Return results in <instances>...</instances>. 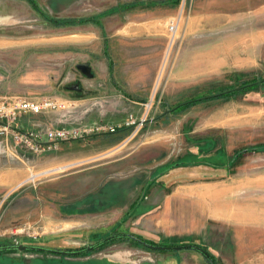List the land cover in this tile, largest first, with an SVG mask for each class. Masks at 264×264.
Returning <instances> with one entry per match:
<instances>
[{"label": "rangeland", "instance_id": "rangeland-1", "mask_svg": "<svg viewBox=\"0 0 264 264\" xmlns=\"http://www.w3.org/2000/svg\"><path fill=\"white\" fill-rule=\"evenodd\" d=\"M67 1L0 0V99L48 97L67 105L28 116L30 124H43L33 131L123 126L42 153L18 145L11 132L0 135V247L77 251L128 234L160 246L196 245L216 264H264V83L157 120L196 97L182 94L190 86L169 80L173 70H195L198 85L211 80L215 88L264 80V7L228 15L223 0H180L169 25L181 12L182 19L166 58L168 33L156 104L126 111V120L112 124L116 112L94 104L100 94L79 92L96 91V82L78 65L94 62L100 45L91 39L99 29L91 24L113 0L61 4ZM65 20L73 22L61 25ZM84 99L91 102L85 106ZM101 115L105 121L93 123ZM88 119L92 124L81 125ZM24 121L18 124L27 132ZM16 149L24 157L11 155ZM31 176L37 178L24 183ZM0 264L209 263L193 250L158 252L114 239L69 258L0 248Z\"/></svg>", "mask_w": 264, "mask_h": 264}, {"label": "crops", "instance_id": "crops-1", "mask_svg": "<svg viewBox=\"0 0 264 264\" xmlns=\"http://www.w3.org/2000/svg\"><path fill=\"white\" fill-rule=\"evenodd\" d=\"M75 1L68 0L61 4L69 5ZM111 3H113L111 7L98 14L91 24L99 29V32L93 34L91 42L99 44L100 48L95 50L94 62L86 64L91 69V76L84 77L96 82L93 86L96 91H90L84 86L78 90L86 96L100 94L99 98H95L97 100L94 104L99 106L98 109L107 107L115 111L108 122L120 124L118 122H123L127 118L126 111L143 110L150 107L149 104L152 106L156 104L153 97L164 73L163 69L159 73V69L168 45L169 22L178 15L180 0H113ZM223 3L222 13L228 15L262 12L264 7L262 0H252L249 9L247 5L250 2L246 0H223ZM87 38L84 36V40ZM232 50V47L228 48L227 55ZM228 60L225 59L223 63H227ZM169 80L190 86L182 92L185 95L197 94L199 86H208L213 82L210 80L203 83L204 85H198V72L192 69L187 72L173 70ZM89 101L91 102L84 99L83 104L86 106ZM160 103L161 101L157 102ZM103 116L93 119V123L105 121ZM26 119L27 123L25 121L22 123V129L25 125L29 129H26L27 131H33L30 129L34 126L36 128L43 125L30 124L31 117L24 116V120ZM90 121L92 120H84L81 125L92 124ZM23 131L26 132L25 129ZM45 141L43 139L40 141L42 150L39 153L55 147L49 141ZM17 149L11 155L24 157L22 151L19 152Z\"/></svg>", "mask_w": 264, "mask_h": 264}, {"label": "built area", "instance_id": "built-area-1", "mask_svg": "<svg viewBox=\"0 0 264 264\" xmlns=\"http://www.w3.org/2000/svg\"><path fill=\"white\" fill-rule=\"evenodd\" d=\"M180 21L172 22L168 27L169 45H173L179 31ZM67 110L64 102L54 98L41 99H0V135H9L11 132L18 145H22L26 150L39 153L42 150L40 141L46 138L50 143L58 144L88 137L93 134L116 133L123 125H94L83 126L81 128L61 127L57 129H47L44 131H27L20 129L18 121L24 116L47 115L57 111ZM135 121L125 123L127 127L134 125Z\"/></svg>", "mask_w": 264, "mask_h": 264}, {"label": "trees", "instance_id": "trees-1", "mask_svg": "<svg viewBox=\"0 0 264 264\" xmlns=\"http://www.w3.org/2000/svg\"><path fill=\"white\" fill-rule=\"evenodd\" d=\"M72 20H65L63 21L62 23H60L61 25H69V24H72ZM79 24H83V23H86V20L84 19H81L78 21ZM226 78H228V80L231 79V77L227 76ZM219 82V81H218ZM264 83V80L260 81V82H253L252 84H245V83H242L241 85H238L234 88H231L230 86L228 87H224V88H215L216 85H218L219 83L217 82H212L210 84H208V86H199L197 88V91L198 93L195 94L196 97L192 98V100H187V101H179L178 104L175 106V107H170V112L168 113H164V114H161L157 120H160V119H165L167 118L168 116L172 115L173 113L175 112H178L179 110L183 109V108H187V107H191V106H194V105H197V104H200V103H206V102H209V101H212V100H215V99H218V98H230L231 96H233L234 94H237L239 92H244L245 90L247 89H251V88H256L259 84H263ZM240 86V87H239ZM237 87L240 88V90H236ZM209 143H207V147H206V150H211L213 147V144L212 142L213 141H208ZM201 150H205L203 149V147L201 148ZM209 165V164H207ZM124 239V238H122ZM150 244H153V243H150ZM155 245V244H153ZM157 246H160V245H157ZM183 246V245H182ZM196 246V245H195ZM144 247V246H143ZM198 247V246H197ZM201 248V247H200ZM203 249V248H202ZM150 250V249H149ZM205 252H207L205 249H203ZM154 251V250H152ZM184 251V250H183ZM194 251V250H193ZM160 252V251H158ZM197 252V251H196ZM88 253V252H87ZM199 253V252H198ZM208 253V252H207ZM86 254V253H85ZM201 254V253H200ZM209 254V253H208ZM202 255V254H201ZM210 255V254H209ZM204 256V255H203ZM205 257V256H204ZM211 259L214 261L213 257L210 255ZM206 258V257H205ZM206 260L208 261V263L210 264L209 260L206 258ZM215 262V261H214ZM216 264V263H215Z\"/></svg>", "mask_w": 264, "mask_h": 264}, {"label": "water", "instance_id": "water-1", "mask_svg": "<svg viewBox=\"0 0 264 264\" xmlns=\"http://www.w3.org/2000/svg\"><path fill=\"white\" fill-rule=\"evenodd\" d=\"M78 69L81 70L85 75L87 76H91V69L88 65L86 64H82V65H78ZM236 90H240V88H237ZM53 144V143H51ZM129 239L132 241H135L137 243H139L140 245L150 249V250H154V251H160V252H177V251H183V250H194L197 251L199 253H201L202 255H204L210 262V264H215V262L211 259L210 255L205 252L202 248L197 247L195 245H183V246H175V247H168V246H157V245H153L150 243H147L133 235H128V234H122V235H118V236H114L111 237L105 241H103L102 243H99L95 246L92 247H88L87 249H84L82 251H78V252H65V251H56V250H50V249H46V248H42V247H33V246H26V245H17V246H13V247H3L1 248V250L3 251H10V250H16V251H38V252H49V253H56V254H61V255H78V254H84L87 252H91L92 250L96 249L97 247L101 246L102 244L112 241L114 239Z\"/></svg>", "mask_w": 264, "mask_h": 264}, {"label": "flooded vegetation", "instance_id": "flooded-vegetation-1", "mask_svg": "<svg viewBox=\"0 0 264 264\" xmlns=\"http://www.w3.org/2000/svg\"><path fill=\"white\" fill-rule=\"evenodd\" d=\"M129 240V239H128ZM132 241V240H131ZM13 247V246H17V245H8V246H1L0 248H3V247ZM33 247H37V246H33ZM92 247V246H91ZM46 249H50V248H46ZM50 250H54V249H50ZM84 250V249H83ZM10 251H16V250H10ZM58 251V250H56ZM78 251H82V250H77V251H65V252H69V253H72V252H78ZM6 252V251H4ZM29 252H36V253H45V254H52V255H60V256H66V257H77V256H80V255H83V254H78V255H61V254H56V253H49V252H38V251H29ZM85 254V253H84Z\"/></svg>", "mask_w": 264, "mask_h": 264}, {"label": "bare ground", "instance_id": "bare-ground-1", "mask_svg": "<svg viewBox=\"0 0 264 264\" xmlns=\"http://www.w3.org/2000/svg\"><path fill=\"white\" fill-rule=\"evenodd\" d=\"M181 19H182V12H181V14L179 15V17H178V20L181 22ZM171 50H172V44L169 46V48H168V53H167V55H166V58L167 57H169V54H170V52H171ZM37 178V176H31L30 177V179H25V181H24V183H26V182H28V181H31V180H35Z\"/></svg>", "mask_w": 264, "mask_h": 264}]
</instances>
